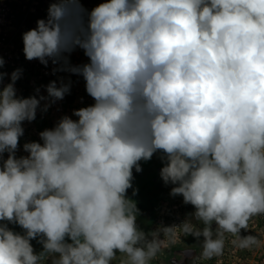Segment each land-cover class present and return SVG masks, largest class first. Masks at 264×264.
<instances>
[{
  "label": "clouds",
  "instance_id": "obj_1",
  "mask_svg": "<svg viewBox=\"0 0 264 264\" xmlns=\"http://www.w3.org/2000/svg\"><path fill=\"white\" fill-rule=\"evenodd\" d=\"M22 41L26 60L81 76L94 103L17 157L23 123L63 100L70 83L18 96L23 70L9 76L0 57V264H112L117 253L150 264L171 227L140 230L127 192L133 169L157 153L170 195L203 225H184L203 237V257L223 254L225 233L241 249L258 244L240 233L264 215V0H104L91 10L49 0ZM77 48L88 63H70Z\"/></svg>",
  "mask_w": 264,
  "mask_h": 264
},
{
  "label": "rangeland",
  "instance_id": "obj_2",
  "mask_svg": "<svg viewBox=\"0 0 264 264\" xmlns=\"http://www.w3.org/2000/svg\"><path fill=\"white\" fill-rule=\"evenodd\" d=\"M104 2V0H82L83 6L87 10H91L97 4ZM48 8H46L47 10ZM40 17V15L38 16ZM72 65H82L88 63V58L84 55L83 50L77 48L73 51L69 57ZM63 79L64 83H70V93L66 98L59 100V106L49 107L46 115V128H52L55 123L64 115H72L73 110L85 107L94 103L92 98L88 96L85 91V81L81 76L71 74L66 71L59 72V80ZM76 119V117H72ZM160 154H154L153 158H157ZM157 159H155L156 161ZM155 166L149 167L148 170H143L138 177H134L133 188H131V194L133 189L138 188V192L144 186L154 183L156 180L159 183L162 182L160 178V169L162 168V162H155ZM165 192L160 194L159 199L157 197H146L144 194L140 195L141 201L137 202V199L133 198L139 211L137 215L136 223L140 230H145L149 219L154 220V228L146 232L150 234L158 229L171 227L170 231H161L160 240L162 241L160 251L156 257L150 261V264H264V215H258L250 219L248 229L241 230L240 235H253L257 238L258 244L253 245L248 249H241L237 246L238 238L230 233H225L223 238L225 241L224 251L221 256H214L211 259H207L202 256V241L203 237L199 240L193 236H187L184 232L185 223H190L193 228H202L203 225L199 222L191 220L190 212L187 206L183 203L181 196L173 197L170 195L171 188L165 185ZM128 196V195H127ZM137 196V194L133 195ZM138 197V196H137ZM142 201L144 204H142ZM156 201V203H155ZM150 203V204H149ZM154 203L156 205H154ZM142 204V205H141ZM147 204V205H146ZM154 205V215L152 217L149 208ZM213 227V230H215ZM215 235V233H214ZM149 239L151 236L149 235ZM234 241H237L234 243ZM186 251V253L183 252ZM51 259L45 257L41 261V264H51ZM124 254L117 253L114 257L112 264H124L126 261Z\"/></svg>",
  "mask_w": 264,
  "mask_h": 264
},
{
  "label": "built area",
  "instance_id": "obj_3",
  "mask_svg": "<svg viewBox=\"0 0 264 264\" xmlns=\"http://www.w3.org/2000/svg\"><path fill=\"white\" fill-rule=\"evenodd\" d=\"M48 7L49 0H0V57L5 61L3 71L9 76L18 68L23 70L21 78L15 84L18 96L35 95L36 88H40V95L46 96L44 86L53 80L59 82V72L55 75L52 73L54 66L51 62L45 67L38 60H26L23 53L22 34L35 28L38 19L46 18ZM8 82L9 78L5 77L4 83ZM44 103L41 102V107ZM53 106H59V101L53 103L51 108ZM45 114L47 112L38 109L33 122L23 123L24 135L20 138L17 157L27 155L23 151L25 142L39 141V133L46 129Z\"/></svg>",
  "mask_w": 264,
  "mask_h": 264
},
{
  "label": "trees",
  "instance_id": "obj_4",
  "mask_svg": "<svg viewBox=\"0 0 264 264\" xmlns=\"http://www.w3.org/2000/svg\"><path fill=\"white\" fill-rule=\"evenodd\" d=\"M152 160H153V157H152V159L151 160H149V161H147V162H145V161H141L140 163H141V167H144V168H147V167H149L150 165H151V163H152ZM142 173V171L141 172H139V173H136L135 172V169H133V175H134V177H138L140 174ZM134 181V180H133ZM157 188V182H154V183H151V184H149V185H147V186H144L143 188H141L140 189V192H138V188H136V190H137V192H136V194H137V196L135 197V196H133V193L131 194V188L128 190V192H127V195H128V198H130L131 200H133V198H135V199H137V202L139 201V199H140V201H141V198H140V195L141 194H144L145 195V197H146V203H147V197H150V198H152V197H157V199H156V201L159 199V197H160V194H161V192H157L155 189ZM156 201H155V203H156ZM154 203V205H156ZM142 204H144L143 203V201H142ZM141 204V205H142ZM148 204V203H147ZM146 204V205H147ZM150 204V203H149ZM154 205L152 206V207H150L149 208V210H151L150 211V214H151V216L150 217H152L153 215H154ZM136 207H138V206H136ZM139 212H141V210L139 211ZM153 221L154 220H152V218H151V220L149 219V221H148V224L146 225V227H149L151 224H153ZM11 229H13L14 231H16V232H19V233H21V234H23V230L18 226V225H14V224H9L8 225ZM38 240H39V238H37V239H33L32 241H31V244H32V246H33V248H34V251H35V253H40V252H42L43 251V247H42V245L38 242ZM70 242V241H69Z\"/></svg>",
  "mask_w": 264,
  "mask_h": 264
},
{
  "label": "flooded vegetation",
  "instance_id": "obj_5",
  "mask_svg": "<svg viewBox=\"0 0 264 264\" xmlns=\"http://www.w3.org/2000/svg\"><path fill=\"white\" fill-rule=\"evenodd\" d=\"M155 159H157L156 161H155ZM157 161H161L160 160V158H159V156L157 157V158H153V160H152V163H151V165L149 166V167H153V166H155V169L158 171V166L156 167V164H155V162H157ZM149 167H147V168H144V167H142V171L143 170H148V168ZM161 170V169H160ZM160 172V171H159ZM160 174V173H159ZM155 182H157V185L159 186V187H161L162 189H163V192H165V184H164V182L162 181L161 183H159V181H155ZM170 185V184H169ZM169 185H167V187H169ZM170 186H173V185H170ZM162 192V193H163ZM187 206V209L189 210V212L190 213H193L194 211H195V209L193 208V206H191V205H186ZM215 226V224H213V227ZM152 228H154V224H151L149 227H147L145 230H143V232H148L149 230H151ZM183 252L184 253H186V251L185 250H183ZM187 262H183L182 264H186ZM206 264V263H205Z\"/></svg>",
  "mask_w": 264,
  "mask_h": 264
},
{
  "label": "crops",
  "instance_id": "obj_6",
  "mask_svg": "<svg viewBox=\"0 0 264 264\" xmlns=\"http://www.w3.org/2000/svg\"><path fill=\"white\" fill-rule=\"evenodd\" d=\"M160 189H162L161 187H159L158 185H157V188L155 189L157 192H161L162 193V191H160ZM163 190V189H162Z\"/></svg>",
  "mask_w": 264,
  "mask_h": 264
}]
</instances>
